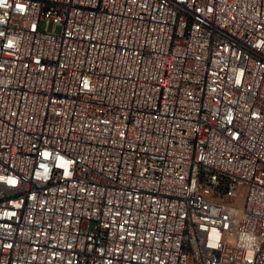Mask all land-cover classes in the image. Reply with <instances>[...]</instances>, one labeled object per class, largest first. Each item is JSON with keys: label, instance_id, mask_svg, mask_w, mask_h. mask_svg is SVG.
<instances>
[{"label": "built area", "instance_id": "1", "mask_svg": "<svg viewBox=\"0 0 264 264\" xmlns=\"http://www.w3.org/2000/svg\"><path fill=\"white\" fill-rule=\"evenodd\" d=\"M0 264H264V0H0Z\"/></svg>", "mask_w": 264, "mask_h": 264}, {"label": "rangeland", "instance_id": "2", "mask_svg": "<svg viewBox=\"0 0 264 264\" xmlns=\"http://www.w3.org/2000/svg\"><path fill=\"white\" fill-rule=\"evenodd\" d=\"M226 202H227V200H226ZM237 205H238V208H239V211H240V214H241L242 211H243V202H240Z\"/></svg>", "mask_w": 264, "mask_h": 264}]
</instances>
